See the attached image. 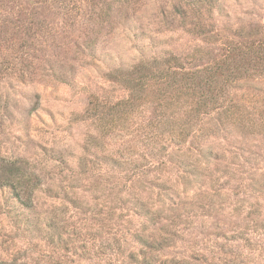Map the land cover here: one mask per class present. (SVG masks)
Segmentation results:
<instances>
[{"label": "rangeland", "instance_id": "374dc122", "mask_svg": "<svg viewBox=\"0 0 264 264\" xmlns=\"http://www.w3.org/2000/svg\"><path fill=\"white\" fill-rule=\"evenodd\" d=\"M260 45L264 0H0V164L33 193L0 189V264H264V137L230 119L264 77L235 84L206 140L186 98L150 94L128 121L113 107L147 68L202 71ZM208 147L205 176L170 158Z\"/></svg>", "mask_w": 264, "mask_h": 264}, {"label": "trees", "instance_id": "16d2710c", "mask_svg": "<svg viewBox=\"0 0 264 264\" xmlns=\"http://www.w3.org/2000/svg\"><path fill=\"white\" fill-rule=\"evenodd\" d=\"M62 8V7H61ZM235 55L228 61L221 62L216 66L206 68L202 71L194 72H179V71H167L161 72L155 70L154 68H147L145 73H142L140 76L138 74L136 77H132L127 81L126 88L130 91V94L126 100L120 101L115 106L119 116L124 118L125 121H128L129 118L127 114L132 112L135 109H139L141 101L144 100L148 95L154 94L156 96H169L168 98L171 101H174L177 97V100L181 98H186L189 100L185 102L184 114H186L191 120L196 119L194 124L204 123L208 126V129L205 130L203 139L205 137L212 136L211 132L218 130L220 123L219 121L211 120V113L218 112L217 116L222 117V112L225 116L229 115L226 105L234 103L231 101V94L236 90L237 84L239 87L249 88L251 83L260 84L259 80L264 77V45L258 47L252 46L249 49L243 51L236 48ZM236 60H239L236 62ZM156 61L147 64L155 65ZM139 67H143L140 65ZM139 67L135 71H139ZM146 67V66H144ZM245 75L240 77L239 75ZM258 80V81H256ZM242 81H244L242 83ZM241 85V86H240ZM153 87H158L159 89L152 91ZM254 89V88H250ZM253 91V107L244 106V108H239L236 110H231L230 119L232 120L234 126H242L251 131L255 137H264V88H259ZM177 95V97H175ZM231 101V102H230ZM217 107L216 109V106ZM215 109H212L214 108ZM216 110V111H215ZM201 111H204L201 113ZM220 114V115H219ZM109 114L108 116H110ZM203 115V116H200ZM108 116L102 114L101 119H104ZM203 117V118H201ZM114 116L111 117L113 119ZM199 118H201L199 120ZM119 119V121L121 120ZM221 120V119H220ZM113 121V120H112ZM223 120H221L222 122ZM121 122V121H120ZM193 123L192 121H189ZM183 126V125H180ZM196 127V126H195ZM183 130V129H181ZM186 134V133H185ZM184 133L180 132V136ZM188 135V134H187ZM206 140V139H205ZM154 146H158V141L154 142ZM161 149H164L162 147ZM157 150V149H156ZM208 153H204V150H196L198 157L191 154V151L184 150L183 154L178 152L170 154V158L177 157V162L180 164L179 168L183 169L184 172L194 178L205 176V171L199 165L200 158L209 157V161L213 160L216 156L213 155L211 148L208 147L205 149ZM210 153V154H209ZM191 160V162H189ZM188 162V163H187ZM9 188L12 189L16 199L21 202H24L23 196L25 194L32 196V189L29 191H21V184H18V180L14 176L12 169H8L6 166L0 164V189ZM20 189V190H19ZM244 189H250L249 187H244ZM29 192V193H28ZM29 198V196H28ZM30 201V198H29ZM26 208H32L29 204H25ZM146 218L150 222L155 223V218H153L151 213L146 214ZM140 238V237H139ZM142 246L148 248L150 252L154 250L152 246L147 243L144 239L139 241ZM129 264H159L149 256H145L142 260H138L137 257H127ZM162 264V263H160Z\"/></svg>", "mask_w": 264, "mask_h": 264}]
</instances>
